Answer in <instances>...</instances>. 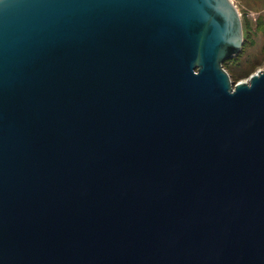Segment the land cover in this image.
Segmentation results:
<instances>
[{
  "label": "water",
  "instance_id": "water-1",
  "mask_svg": "<svg viewBox=\"0 0 264 264\" xmlns=\"http://www.w3.org/2000/svg\"><path fill=\"white\" fill-rule=\"evenodd\" d=\"M233 0H0V264H264V69Z\"/></svg>",
  "mask_w": 264,
  "mask_h": 264
},
{
  "label": "rangeland",
  "instance_id": "rangeland-1",
  "mask_svg": "<svg viewBox=\"0 0 264 264\" xmlns=\"http://www.w3.org/2000/svg\"><path fill=\"white\" fill-rule=\"evenodd\" d=\"M243 22L242 50L226 60L225 69L233 82L249 81L264 69V0H233Z\"/></svg>",
  "mask_w": 264,
  "mask_h": 264
},
{
  "label": "trees",
  "instance_id": "trees-1",
  "mask_svg": "<svg viewBox=\"0 0 264 264\" xmlns=\"http://www.w3.org/2000/svg\"><path fill=\"white\" fill-rule=\"evenodd\" d=\"M225 63H226V61L224 62V67H225Z\"/></svg>",
  "mask_w": 264,
  "mask_h": 264
}]
</instances>
